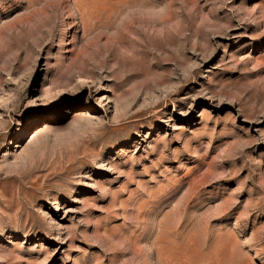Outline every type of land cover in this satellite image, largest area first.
<instances>
[{
  "label": "rangeland",
  "instance_id": "obj_1",
  "mask_svg": "<svg viewBox=\"0 0 264 264\" xmlns=\"http://www.w3.org/2000/svg\"><path fill=\"white\" fill-rule=\"evenodd\" d=\"M0 264H264V0H0Z\"/></svg>",
  "mask_w": 264,
  "mask_h": 264
}]
</instances>
